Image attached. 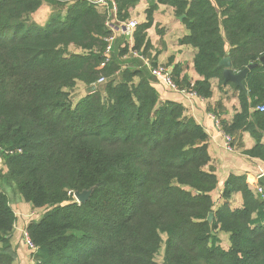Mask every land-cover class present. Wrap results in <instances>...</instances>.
Here are the masks:
<instances>
[{"label":"trees","instance_id":"16d2710c","mask_svg":"<svg viewBox=\"0 0 264 264\" xmlns=\"http://www.w3.org/2000/svg\"><path fill=\"white\" fill-rule=\"evenodd\" d=\"M96 0H0V148L7 178L25 202L44 209L27 226L35 264H264V198L243 176L231 175L216 206L218 179L206 170L208 136L183 106L162 102L146 69L125 70L105 56L113 31ZM43 2L71 3L65 17L44 27L26 16ZM140 0H119L118 18L130 19ZM133 34L132 50L144 57L148 31L160 5L174 9L190 32L179 41L197 49L202 78L198 96L210 98L213 79L237 93L239 109L227 136L249 133L244 151L264 161V65L243 81L247 92L224 84L229 57L239 73L264 55V0H153ZM157 27V25H156ZM74 46L83 53H70ZM127 51V50H125ZM150 56V55H149ZM157 54L151 60L157 65ZM104 78V95L87 94L75 105L69 90ZM1 182V180H0ZM93 189L79 204L75 192ZM241 194V208L229 203ZM214 214L213 223L207 219ZM17 216L0 189V264H15ZM216 233L229 235L223 249Z\"/></svg>","mask_w":264,"mask_h":264},{"label":"crops","instance_id":"0c3cea01","mask_svg":"<svg viewBox=\"0 0 264 264\" xmlns=\"http://www.w3.org/2000/svg\"><path fill=\"white\" fill-rule=\"evenodd\" d=\"M162 7L167 10V14L166 17L161 19L159 13L161 10H164ZM134 12L131 10L130 13L132 21L137 20L134 17ZM131 20L125 21V23ZM119 21L123 23V21ZM138 22H145V18ZM158 24L166 26L167 32L157 35L155 30H157L156 25ZM120 29L116 32V37L121 38L126 36L127 41L133 48V36L130 37V35L126 34V28L123 27ZM148 33V36L153 34L150 42L155 52L151 51V53H153V58L157 54V66L163 65L169 67L170 74L177 86V90L170 89L163 82L155 79L151 75L150 82L159 93L160 100L162 102H175L183 106L185 111L184 116L187 119L192 118L203 128L208 136L207 143L210 162L206 170L214 173L218 179V186L211 193L213 202L217 207L223 204L222 192L227 179L231 175L243 176L251 191L256 196H261L257 192V189L261 186L259 176L264 173V161L244 154V151L252 149L255 145L253 138L249 133L245 132L230 136L232 139L229 145L230 150L227 148L228 145L225 140L226 134L222 130L223 122L230 123L236 110L239 109V102L234 90L230 87L220 86L219 81L213 79L211 81L212 95L210 98L205 99L196 94L194 84L196 81L202 79L194 68L197 49L191 45H181L179 43L181 39L189 36L190 32L183 22L179 20V17L175 15L173 8L160 5L159 12L154 13V26ZM117 38H115L113 33L112 50L113 42ZM161 42L162 44H160ZM139 55L144 60L143 68H146L151 74L150 56L149 58H145L142 54ZM7 195L8 197L10 196L9 194ZM14 200L9 197L10 206L17 216L12 238V244L18 256L15 264H35L31 252L24 244L23 231L30 222L41 219L44 209L34 208L31 204L25 202L22 196H18L17 201L13 202ZM229 203L233 208H241L243 203L241 194H234ZM220 234L224 235V241L227 242L226 247L229 248V235L224 233Z\"/></svg>","mask_w":264,"mask_h":264},{"label":"rangeland","instance_id":"374dc122","mask_svg":"<svg viewBox=\"0 0 264 264\" xmlns=\"http://www.w3.org/2000/svg\"><path fill=\"white\" fill-rule=\"evenodd\" d=\"M153 0H140V2L134 6V8L132 9L134 12V17L140 21L142 19L145 18L146 20V15H147V11L149 9H152L151 7V2ZM71 3H63V4H50V3H46L43 2L41 9L35 13H31L28 16H26V25L30 26H37V27H44L50 20L51 17L53 16H57V15H61L62 17L66 16L67 13V9L70 6ZM164 10L160 11V17L161 19L166 17V12L167 10L162 7ZM156 13L159 12V7L158 9L155 11ZM168 18V16H167ZM131 20V17L130 19ZM136 20V21H137ZM132 21V20H131ZM137 21V22H138ZM125 22V21H123ZM139 24L142 22H138ZM166 26H163V24H158L157 25V30H155V33L161 34V33H166L167 32V28H165ZM115 38L116 37V32L114 33ZM149 35V33H148ZM153 35V34H152ZM152 35H150L149 40L151 41V37ZM162 44V42L160 43ZM127 50V51H125ZM155 52L154 47L151 45L150 50L148 51V53H146L147 55H145V58H149L150 55V60L153 61V53ZM70 53H80L82 54L83 52L74 47L71 46L69 49ZM108 59L110 60H115L114 62L116 63L117 67H118V72L116 73L115 77L117 79V81L120 80L123 72L125 70H138V68L146 69L143 68L144 66V60L142 58H140V55L138 53H136L135 51L132 50V47L130 45V43L127 41L126 36L125 37H121V38H117L115 39V41L113 42V50L112 52L109 54ZM157 66V65H156ZM159 66V65H158ZM163 66V65H160ZM147 67V66H146ZM151 68H153L152 63H151ZM107 80L101 84L98 85L96 87H87L86 85L82 84V83H78L77 86L73 89V90H69V101L72 105H75L79 100H81L82 98H84L87 94H89L90 92L94 91V92H100L102 93V95H104V86L107 84ZM235 92V91H234ZM235 96L237 97V93L235 92ZM7 167L4 163V159H0V189L3 190L6 194H9L10 199H15L13 202L18 200V196H21L18 193V190L16 189L15 185L10 183V181L8 180L7 176ZM259 196V195H258ZM260 197V196H259ZM218 235V237L220 238V246L223 249H228V247H226V243L224 241V235L220 234V233H216ZM164 240V244L162 245V248L159 250L158 256H157V263L158 264H165V243H166V237H163ZM195 264H205L204 262H198Z\"/></svg>","mask_w":264,"mask_h":264},{"label":"built area","instance_id":"2783aa9c","mask_svg":"<svg viewBox=\"0 0 264 264\" xmlns=\"http://www.w3.org/2000/svg\"><path fill=\"white\" fill-rule=\"evenodd\" d=\"M94 4L100 9V11H102L103 13H105V17H106V27L109 28L111 31H113V33L121 30L120 28H126V34L130 35V37L133 36L135 29L138 26V22L137 21H129L127 23L123 22L120 23V21L118 20V12H119V0H96L94 1ZM112 40L113 37L108 39V46L107 49L105 51V56L107 57L111 51H112ZM151 70V75L163 82L168 88L173 89V90H177V86L172 78V75L170 74L169 71V67L166 66H156L150 69ZM106 80L104 78L99 79L95 84H93V87H96L98 85H101L105 82ZM96 93L94 91L90 92V94ZM261 112H264V106H261L258 108ZM225 140L227 142L228 145V149L231 150L230 148V143L232 141L230 136H225ZM0 152L2 153V150L0 148ZM264 173H262L261 175H263ZM260 175V176H261ZM259 176V177H260ZM257 192L264 197V187L260 186L257 189ZM23 241L24 244L26 246V248L31 252V253H35L37 251L36 246L33 244L29 233L27 231V229H25L23 231Z\"/></svg>","mask_w":264,"mask_h":264},{"label":"water","instance_id":"95a60500","mask_svg":"<svg viewBox=\"0 0 264 264\" xmlns=\"http://www.w3.org/2000/svg\"><path fill=\"white\" fill-rule=\"evenodd\" d=\"M185 16L179 17L180 21H183ZM259 64L264 65V55L260 58L259 63H254L246 67L244 70H242L239 73H235L232 70V63L231 59L229 57L224 58L221 60L219 66L224 68L223 77H224V84L233 83L237 87L242 88L245 92H247V89L245 85L243 84L244 79L248 75V73L253 70L254 68H257ZM2 153L0 152V156ZM259 183L261 186L264 187V174L259 177ZM93 194V189L83 191V192H75L74 197L76 199V202L79 204L86 203L91 199V196ZM214 220V214L210 213L208 216L207 221L212 224Z\"/></svg>","mask_w":264,"mask_h":264}]
</instances>
